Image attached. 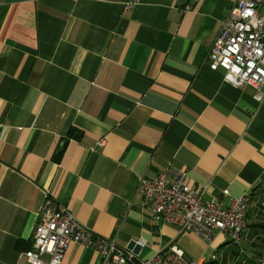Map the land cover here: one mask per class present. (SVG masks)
I'll use <instances>...</instances> for the list:
<instances>
[{"label": "crops", "instance_id": "obj_1", "mask_svg": "<svg viewBox=\"0 0 264 264\" xmlns=\"http://www.w3.org/2000/svg\"><path fill=\"white\" fill-rule=\"evenodd\" d=\"M235 2L0 0V264H28L34 225L57 205L119 247L142 241L138 261L173 247L264 264V100L207 63ZM167 168L204 203L248 197L239 244L153 221L138 183ZM61 264L98 255L70 244Z\"/></svg>", "mask_w": 264, "mask_h": 264}, {"label": "built area", "instance_id": "obj_2", "mask_svg": "<svg viewBox=\"0 0 264 264\" xmlns=\"http://www.w3.org/2000/svg\"><path fill=\"white\" fill-rule=\"evenodd\" d=\"M262 1L236 0L207 58L210 70H222L224 82L233 88H250L258 103L264 100V11L258 10ZM184 9L189 11L190 7ZM138 191L155 223L172 226L180 234H192L209 246L224 236L237 245L246 229L247 196L232 198L225 191L227 205L204 203L201 194L188 184L185 171L167 168L154 178L143 177ZM32 235L31 247L23 253L28 264H61L70 244L93 249L98 264H201L173 247L138 261L135 248L142 247V241L135 242L132 248L119 247L78 224L62 205L43 212Z\"/></svg>", "mask_w": 264, "mask_h": 264}, {"label": "rangeland", "instance_id": "obj_3", "mask_svg": "<svg viewBox=\"0 0 264 264\" xmlns=\"http://www.w3.org/2000/svg\"><path fill=\"white\" fill-rule=\"evenodd\" d=\"M258 10L260 11V13H263V11H264V0H263L262 3L259 5Z\"/></svg>", "mask_w": 264, "mask_h": 264}, {"label": "trees", "instance_id": "obj_4", "mask_svg": "<svg viewBox=\"0 0 264 264\" xmlns=\"http://www.w3.org/2000/svg\"><path fill=\"white\" fill-rule=\"evenodd\" d=\"M71 136H74L75 138H77L78 137V135L77 134H74V132L72 131V134H70ZM61 156V153H59L58 155H57V157H55V161H58V157H60Z\"/></svg>", "mask_w": 264, "mask_h": 264}]
</instances>
